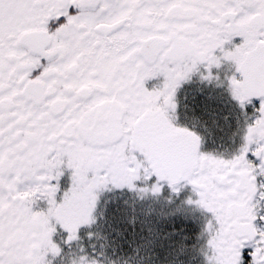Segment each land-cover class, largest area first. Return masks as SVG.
Segmentation results:
<instances>
[{"label":"snow or ice","instance_id":"obj_1","mask_svg":"<svg viewBox=\"0 0 264 264\" xmlns=\"http://www.w3.org/2000/svg\"><path fill=\"white\" fill-rule=\"evenodd\" d=\"M0 264H264V0H0Z\"/></svg>","mask_w":264,"mask_h":264}]
</instances>
